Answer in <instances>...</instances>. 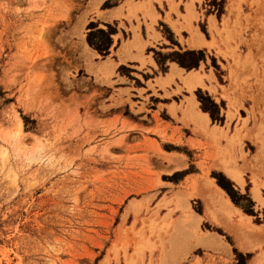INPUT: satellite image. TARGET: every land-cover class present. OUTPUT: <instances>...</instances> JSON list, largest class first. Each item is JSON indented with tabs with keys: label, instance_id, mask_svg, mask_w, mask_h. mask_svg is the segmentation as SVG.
<instances>
[{
	"label": "rangeland",
	"instance_id": "obj_1",
	"mask_svg": "<svg viewBox=\"0 0 264 264\" xmlns=\"http://www.w3.org/2000/svg\"><path fill=\"white\" fill-rule=\"evenodd\" d=\"M165 21L185 29L179 38L188 48L147 47L157 66L140 71L152 92L146 108L162 107L167 120L153 111L152 122L150 110L137 113L123 102L128 88L120 86L142 94L144 81L126 64L114 71L113 49L141 50L160 36L153 24L177 44ZM141 22L152 33L132 43ZM195 28L213 47L187 45ZM97 29L111 39L106 50L87 41L93 31L91 40L105 43ZM198 56L192 67L178 62ZM168 59L184 68L171 79ZM192 68L215 87L193 92L213 113L207 111L209 125L225 133L210 135L184 112L182 77ZM171 83L177 103L155 105L167 100L155 86L167 95ZM218 92L220 102L210 95ZM138 121L153 124V133ZM182 128L191 147L181 141ZM221 162L239 171L242 183L258 184L259 197L236 190ZM195 170L197 179L182 182ZM209 176L253 227L209 204ZM261 188L264 0H0V264H255L254 257L264 264ZM207 206L222 224L205 214ZM189 210L200 215L195 229L184 220Z\"/></svg>",
	"mask_w": 264,
	"mask_h": 264
},
{
	"label": "crops",
	"instance_id": "obj_2",
	"mask_svg": "<svg viewBox=\"0 0 264 264\" xmlns=\"http://www.w3.org/2000/svg\"><path fill=\"white\" fill-rule=\"evenodd\" d=\"M118 8V7H115L113 8L114 10ZM163 15L160 13V18H162ZM174 18V15H172V19ZM124 24H126L127 22L125 20H123ZM155 23H158V17L156 18L155 20ZM134 24V23H133ZM165 24L166 26L169 28V31L172 35V37L175 39V41H177V44H173L171 42H169V39L167 37H163L162 36V32L157 28V26L155 24H153V29H154V32H157L160 34L159 38L156 39L155 41H151L150 43H147L144 45V47L140 50V49H136L133 47L132 44H129L128 46L125 45L122 49H121V46L122 44H117V46L113 49V52L115 54V56L112 58L113 61L115 62L114 63V71L116 70V66L118 64H126L130 67H132L134 70L132 71V73L136 74L137 76H141L142 80L144 81V84L141 86V88L144 89V92L142 94H139L138 92H133L132 91V88H135L132 84H125V85H121L120 88H128V98L126 97V94H123L122 95V98H123V102L124 103H127L128 106L134 110L135 112L137 113H144L145 109L146 110H150L149 113L151 115V117L148 119V120H151L152 122H158V120L155 119V116H154V112L153 111H157V117H159V119H161L162 121H167L165 119H163L161 116H160V110H163V108H158V107H155V108H150V109H147L146 108V99H145V96H149L152 94V92H150V89L149 87L147 86V84L145 83V79L143 78L142 76V72H146L147 70H149L150 72L153 71V69L157 66V63L155 62V59L153 57V51L152 50H147V47L148 46H156L157 43H160L161 45L163 44L162 42H165V45L167 44H170L171 46H162V47H158L159 49L163 50V52H166V50H170V49H173V48H177L179 49L180 46L184 49V48H188L184 42H182L179 38V35H182L183 37H185L184 33H185V29H180L179 31H176L172 25L168 22V21H165ZM174 26H177V24H175ZM151 34L152 33V30H147L146 28V25L143 24L142 22L139 24V29L138 31H136V38L135 36L132 38V34H131V37L129 36V39L130 40H134L132 43H135V42H138L139 41V38H141L142 40H145L146 37H147V34ZM198 36H200L201 38H203L205 41L209 40V39H206L203 34L201 33L200 30H198V28H195L194 29V32L193 34H191V36L189 37V39L195 37V38H198ZM132 38V39H131ZM162 38V40H161ZM188 40V39H187ZM187 45L189 47H197V46H207V44L205 43H202V44H199V45H189L188 44V41H186ZM180 45V46H179ZM127 46V47H126ZM121 50V55L118 54V51ZM166 66H167V71L165 72L166 74L168 73L167 75V78L171 79L172 76H173V73L175 74L176 72H180V70L184 69L183 67L179 66L175 61H172L170 59H168L166 61ZM198 71V69H195V68H192L190 70H186L184 72H186V75L184 77H182L183 79V83L185 85V88L187 89V91L189 93H182L183 96H185V99H184V102H183V109H184V112H186V114H189L191 119L193 120L194 117L192 116L191 112L187 109V107H190L189 106V103H191V99L195 101V109L196 110H199L201 113H204L206 114V116L208 117V127L210 126L209 125V120H210V116L208 114V112L206 111H203L201 108H200V102L197 100L193 90L195 87L197 86H201V87H204V88H207L209 89L208 87L210 85H208L206 82H205V79H202L201 80L203 81V84L204 85H201L200 83H196L195 86L191 89V91L188 89L187 87V84H186V79L189 78L191 75H190V71ZM173 72V73H171ZM170 73V74H169ZM199 74V72H198ZM120 76V75H119ZM162 77L164 75H161ZM201 76V75H200ZM121 77V76H120ZM191 78V77H190ZM148 79V78H147ZM174 81L175 82H178V77H173ZM181 86V84L179 85ZM156 90L159 89V92H158V95L159 97L161 98H167V100H158L155 102V105L158 106V104H161V105H171L172 102H175L177 103L176 100H173V95H177L178 96V92L176 91H173L176 89L174 83H171L170 84V87H166V90L168 91L169 94H164L163 92V89L158 87V86H155ZM214 90L215 87H213ZM172 90V91H171ZM184 90V89H181L180 90V93L181 91ZM211 93H214L210 90ZM211 95V98H213V100H215L216 102H220L221 100V96L219 95L220 92H218L217 95ZM133 95V96H131ZM134 97V98H133ZM169 98V99H168ZM191 98V99H190ZM133 101L135 104L134 105H131L130 104V101ZM181 114V111L179 110H176V115L179 116ZM145 116L147 115V113L144 114ZM153 118V120H152ZM156 121H155V120ZM171 121V120H170ZM173 122V121H171ZM194 122V120H193ZM140 126L144 127V131H147V132H150V133H153V127L154 125H150L148 124L147 122H143V121H138V123ZM194 124L196 125V123L194 122ZM176 125H180L179 122H176ZM197 126V125H196ZM147 129V130H145ZM182 132L184 133L183 136L181 137V141L182 142H185L187 144L188 147H191L192 145L190 144V142H186L185 138H186V135H185V130L184 128H182ZM207 132V131H206ZM208 133V132H207ZM190 137H193L192 135ZM177 162V161H176ZM184 164H183V167L184 166H187V161H183ZM180 164V163H179ZM178 165V164H176ZM198 166V165H197ZM200 171L199 170H195V171H191V172H188L186 173L183 177H182V182H188L190 181L191 179H197L198 176H200ZM227 177L230 179V182H231V185L236 189L238 190L240 193H246L252 197V188H253V184L252 182L250 181H247L245 178L243 180V183L240 184L238 181H236L233 177H231L230 175L227 174ZM213 180V182L218 185L216 182H215V178L214 177H210ZM219 186V185H218ZM220 187V186H219ZM221 188V187H220ZM222 189V188H221ZM205 191H207V187L204 188ZM225 192V191H224ZM261 193H264L263 192V188H261Z\"/></svg>",
	"mask_w": 264,
	"mask_h": 264
},
{
	"label": "bare ground",
	"instance_id": "obj_3",
	"mask_svg": "<svg viewBox=\"0 0 264 264\" xmlns=\"http://www.w3.org/2000/svg\"><path fill=\"white\" fill-rule=\"evenodd\" d=\"M230 10V9H229ZM231 12V11H230ZM210 26H212L211 28L215 27V23H214V19H210ZM227 20V16L224 17L223 22ZM212 40V39H211ZM211 40H207L205 41L203 38H201L200 36H198V38H191L188 39V44L189 45H199L202 43L207 44V46H212L213 47V41ZM53 59V58H52ZM190 77L186 79V84L188 89L191 91V89L195 86L196 83H200L201 85L203 84V81L201 80V76L200 74H198L197 71H190ZM51 75V74H50ZM49 75V76H50ZM212 92H215L214 88L212 86L208 87ZM191 99V98H190ZM230 104V102H229ZM190 107H187V109L191 112L192 116L194 117V122L196 123V125L202 129H204L205 131H207L210 135H215L217 134V130H220L221 133H225L224 128L222 126H218L215 124H211L208 127V117L206 116V114L201 113L199 110L195 109V101L191 99V103H189ZM230 112V109L228 108V113ZM20 127H21V123L20 121L18 122V128L20 131ZM21 132V131H20ZM208 134V135H209ZM220 135V133H219ZM218 135V136H219ZM217 136V135H216ZM224 136V135H223ZM178 166V165H176ZM224 170V172H226L228 175H230L231 177H233L236 181H238L240 184H242V177L239 171H237L236 169L232 168L231 166H229L228 164H226L225 162H221L220 163V167ZM238 169V168H237ZM204 178V177H203ZM192 181V179H191ZM206 187H207V193L209 194V199H210V203H208L212 205H214V207H216V209L222 211L223 214H225V216L227 215V217H236L235 219L238 221L239 224L241 225H247V226H254L251 222H250V216L244 212H242L236 205H234L232 203V201L230 200V198L228 197V195L224 192L223 189H221L218 185H216L213 180L211 178L205 177L204 178ZM194 182V181H193ZM192 183V182H191ZM259 183V182H258ZM256 183H254L253 186V194L255 197H259V192H258V188L256 187ZM205 187V186H204ZM195 191V190H194ZM190 193V192H189ZM191 194V193H190ZM193 194V193H192ZM191 194V195H192ZM195 194V193H194ZM197 194V193H196ZM209 201V200H208ZM185 204V203H184ZM188 205V204H187ZM189 206V205H188ZM186 208V207H185ZM189 209V208H188ZM214 209V208H213ZM190 212L188 214H186L184 220H189L191 221L192 219V225L190 228H194L196 226V222L199 219L200 215L197 214L196 212L189 210ZM206 215H209L208 217H211L215 222L217 223H221L222 221H220L221 219H219L217 216H215V212L214 210H212V207H208L206 208L205 211ZM184 216V215H183ZM192 218H191V217ZM184 223V222H183ZM225 223V222H224ZM222 224V223H221ZM198 225V224H197ZM198 227V226H196ZM226 227V226H225ZM243 228V227H242ZM186 230V229H185ZM216 239H218L216 237ZM211 241H215L213 238L211 239ZM239 249L241 250H246L249 246L245 245L243 242H239L238 245ZM253 261L255 262V264H262L261 260L259 257H254Z\"/></svg>",
	"mask_w": 264,
	"mask_h": 264
},
{
	"label": "trees",
	"instance_id": "obj_4",
	"mask_svg": "<svg viewBox=\"0 0 264 264\" xmlns=\"http://www.w3.org/2000/svg\"><path fill=\"white\" fill-rule=\"evenodd\" d=\"M97 30H99L100 32L106 34L105 43L101 44V43H95L94 41H92L91 38H90V33H92L93 31L89 32V35H87V41H88L91 45H93V46H94L97 50H99V51H101V50H106V49L108 48V46L110 45V43H111V39H110L108 33L105 32L103 29H97ZM200 58H201V56H198V57H196L194 60H192V61H188V62L179 59L178 62H179L180 65H182V66H184V67H192V66H195V65L197 64V61H198ZM199 99H200V98H199ZM202 108H203L204 110H206V111L209 110V108L206 107L205 105H202ZM209 113H210V116L213 117V113H212L211 110H209ZM220 185L226 190V192L231 196V198H233V201H234L235 203H238V201L234 199V196H233L232 192L229 190V188L226 187V186H224V185L221 184V183H220Z\"/></svg>",
	"mask_w": 264,
	"mask_h": 264
}]
</instances>
